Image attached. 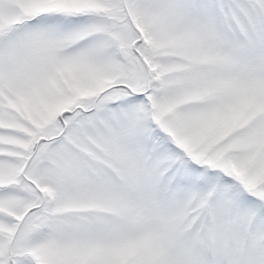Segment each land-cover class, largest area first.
<instances>
[{"label":"snow or ice","instance_id":"6c2138e0","mask_svg":"<svg viewBox=\"0 0 264 264\" xmlns=\"http://www.w3.org/2000/svg\"><path fill=\"white\" fill-rule=\"evenodd\" d=\"M0 264H264V0H0Z\"/></svg>","mask_w":264,"mask_h":264}]
</instances>
